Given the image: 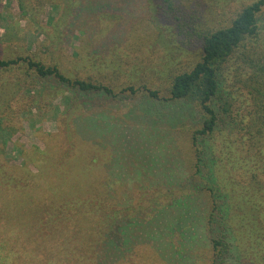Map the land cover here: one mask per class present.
<instances>
[{
  "label": "rangeland",
  "instance_id": "1",
  "mask_svg": "<svg viewBox=\"0 0 264 264\" xmlns=\"http://www.w3.org/2000/svg\"><path fill=\"white\" fill-rule=\"evenodd\" d=\"M254 1L175 0L168 8L162 0H26L25 12L19 0H0V58H22L0 66V156L16 186L8 196L12 226L1 229L24 239L44 203L55 216L68 201L75 206L64 214L75 220L70 231L95 244V264H212V200L193 145L203 113L172 100L170 89L175 75L201 59L199 34L229 26ZM261 19L264 36V12ZM23 58L113 92L39 77ZM226 67L232 116L248 124L258 110L248 81L253 69L238 59ZM226 124L224 136L236 143L220 136L216 175L264 181V161L245 153L249 144L238 146L243 125ZM255 198L247 206L263 210L261 229L238 236L264 264V194Z\"/></svg>",
  "mask_w": 264,
  "mask_h": 264
},
{
  "label": "trees",
  "instance_id": "2",
  "mask_svg": "<svg viewBox=\"0 0 264 264\" xmlns=\"http://www.w3.org/2000/svg\"><path fill=\"white\" fill-rule=\"evenodd\" d=\"M21 9L25 11L26 0H19ZM168 8H172L175 0H162ZM26 12V11H25ZM264 12V0H257L247 5L231 22L229 26L214 30L203 31L199 34L202 42L201 59L189 71L181 72L174 76L170 89L172 100L189 101L197 104L203 113L202 126L195 130L193 145L197 152L196 173L206 179V186L210 192L212 209L208 218L209 230L212 236L213 259L212 264H259V259L252 254L253 245L247 240L241 241L238 234L253 235L257 230V217H261L263 210L254 207L250 210L247 206L248 197L255 199V192L264 191V181L256 183L258 177L251 175L249 183H232L229 179L216 175L217 150L221 138L227 144L231 136L223 134L226 121H233L237 127L244 123L232 116L236 102L231 99L233 92L226 88V65L233 59H238L253 69L248 81L251 83L250 93L256 103L257 111L248 124H242L243 130L239 136L238 146L241 151H253V156L259 162L264 161V36L261 14ZM17 59H1L0 66L10 68L17 65ZM30 69L35 70L39 77L55 78L61 83L77 87L82 92H107L112 89L104 84L90 80L73 78L65 75L57 65H46L41 61L23 58ZM152 94L157 95L154 91ZM251 114V113H250ZM229 118L227 119V117ZM234 127V126H233ZM237 129V128H235ZM229 132L233 133L235 130ZM237 141V140H235ZM235 144L236 142H231ZM242 145V146H241ZM2 148H0V154ZM261 153V154H260ZM10 164L4 162L0 156V264H95L91 252L94 243H84L75 236V220L72 213L75 206L65 201L55 216L51 207L43 204L39 209L42 218L34 226V230L24 238H16L14 234L7 233L1 227L12 226L8 213V196L16 190L13 181L15 177L9 173ZM209 169L208 175H203L204 168ZM258 164L252 170H257ZM238 192L243 194L244 203L237 200ZM246 197V199H245ZM16 223V220H13ZM21 226L26 223L21 222ZM253 225V226H252ZM260 246V244H257Z\"/></svg>",
  "mask_w": 264,
  "mask_h": 264
}]
</instances>
